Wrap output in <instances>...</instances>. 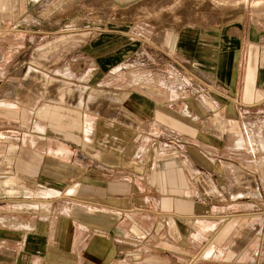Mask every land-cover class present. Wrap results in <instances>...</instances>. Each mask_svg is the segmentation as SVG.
<instances>
[{
	"label": "crops",
	"instance_id": "0c3cea01",
	"mask_svg": "<svg viewBox=\"0 0 264 264\" xmlns=\"http://www.w3.org/2000/svg\"><path fill=\"white\" fill-rule=\"evenodd\" d=\"M0 264H264V17L0 0Z\"/></svg>",
	"mask_w": 264,
	"mask_h": 264
},
{
	"label": "rangeland",
	"instance_id": "374dc122",
	"mask_svg": "<svg viewBox=\"0 0 264 264\" xmlns=\"http://www.w3.org/2000/svg\"><path fill=\"white\" fill-rule=\"evenodd\" d=\"M218 3H221V6L223 7H227V8H239L240 10H246L248 12V14L253 15V16H257V17H264V0H215ZM233 6V7H231ZM136 57V56H134ZM135 58H131L130 61H128L127 65H124V67L128 68V70L130 71V73L132 74V76L130 77H121V79L119 78L118 80L121 81H125V80H129V81H135L137 80V78L140 77H145V78H149L151 76L149 72H161V73H170V71H177V72H182L179 69H173L172 67H167L164 64L161 65V63H167V62H158L156 61V63H154L151 59H149L147 57V55L142 54L139 59L136 61L134 60ZM161 65V66H160ZM144 74V75H143ZM148 74V75H147ZM182 74V73H181ZM152 78V77H151ZM157 78V77H156ZM158 79V78H157ZM120 81V82H121ZM67 84V86L71 89V90H67L68 93H64V96H69L70 94H72L75 88H79L78 83L76 81L74 82H70L67 80L61 81L59 82V84ZM64 90V89H63ZM86 94H89V91L86 92ZM86 95V96H87ZM131 257V255L128 253L127 258L129 259ZM130 260V259H129Z\"/></svg>",
	"mask_w": 264,
	"mask_h": 264
},
{
	"label": "built area",
	"instance_id": "2783aa9c",
	"mask_svg": "<svg viewBox=\"0 0 264 264\" xmlns=\"http://www.w3.org/2000/svg\"><path fill=\"white\" fill-rule=\"evenodd\" d=\"M182 72L170 71V73L166 72L165 75L168 74L170 77L178 79L177 83V92L186 94L190 90V87L193 86V82L189 78H185Z\"/></svg>",
	"mask_w": 264,
	"mask_h": 264
},
{
	"label": "bare ground",
	"instance_id": "6f19581e",
	"mask_svg": "<svg viewBox=\"0 0 264 264\" xmlns=\"http://www.w3.org/2000/svg\"><path fill=\"white\" fill-rule=\"evenodd\" d=\"M246 1V0H245Z\"/></svg>",
	"mask_w": 264,
	"mask_h": 264
}]
</instances>
